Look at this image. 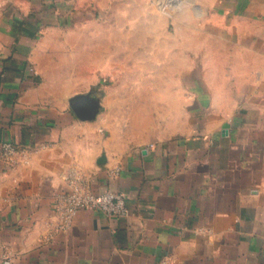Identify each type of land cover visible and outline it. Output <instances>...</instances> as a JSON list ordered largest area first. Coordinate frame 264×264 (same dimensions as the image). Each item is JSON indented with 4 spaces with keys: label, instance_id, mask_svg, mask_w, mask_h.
I'll list each match as a JSON object with an SVG mask.
<instances>
[{
    "label": "crops",
    "instance_id": "obj_1",
    "mask_svg": "<svg viewBox=\"0 0 264 264\" xmlns=\"http://www.w3.org/2000/svg\"><path fill=\"white\" fill-rule=\"evenodd\" d=\"M152 5H0V145L30 156L0 157V264H264V0H192L181 39ZM72 169L130 214L59 230Z\"/></svg>",
    "mask_w": 264,
    "mask_h": 264
},
{
    "label": "built area",
    "instance_id": "obj_2",
    "mask_svg": "<svg viewBox=\"0 0 264 264\" xmlns=\"http://www.w3.org/2000/svg\"><path fill=\"white\" fill-rule=\"evenodd\" d=\"M153 4L161 14L170 18L179 8L176 7L178 0H153ZM30 70L35 71L34 68ZM0 157L12 164L30 162L28 149L11 140H5L0 145ZM114 173L117 174L118 170ZM64 180L67 187L55 198L56 212L60 218L57 226L59 230L69 229L78 212L83 209L102 211L117 218H125L130 214L125 194L115 191L93 192L89 187L88 178L77 169L70 170L64 176Z\"/></svg>",
    "mask_w": 264,
    "mask_h": 264
},
{
    "label": "rangeland",
    "instance_id": "obj_3",
    "mask_svg": "<svg viewBox=\"0 0 264 264\" xmlns=\"http://www.w3.org/2000/svg\"><path fill=\"white\" fill-rule=\"evenodd\" d=\"M4 1L5 0H0V5ZM185 1L186 2L183 3V6L177 9V11L175 12L172 18L161 14V12L154 4L152 5L153 7L148 6L149 9L148 19L150 20V22L152 21L151 23L155 25H160V26L166 25L169 33L175 37L174 39H179V38L181 39L186 34L175 32L176 26L179 24H186V8L189 7V5L192 3V0H185ZM112 19L115 20L116 23H118L119 17L115 16ZM121 22L123 23V21ZM141 23L144 24L145 22H141V19L139 17H136L135 15H132L131 17H127V21H126L127 25H137ZM135 37H136L135 33L128 34V39H135Z\"/></svg>",
    "mask_w": 264,
    "mask_h": 264
},
{
    "label": "water",
    "instance_id": "obj_4",
    "mask_svg": "<svg viewBox=\"0 0 264 264\" xmlns=\"http://www.w3.org/2000/svg\"><path fill=\"white\" fill-rule=\"evenodd\" d=\"M97 110H98V107L96 105L93 107V109L91 111H87V112L78 111V114L80 117H83V118H94Z\"/></svg>",
    "mask_w": 264,
    "mask_h": 264
}]
</instances>
